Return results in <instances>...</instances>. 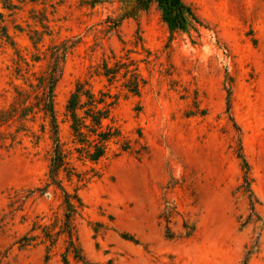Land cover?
I'll use <instances>...</instances> for the list:
<instances>
[{"label": "rangeland", "instance_id": "1", "mask_svg": "<svg viewBox=\"0 0 264 264\" xmlns=\"http://www.w3.org/2000/svg\"><path fill=\"white\" fill-rule=\"evenodd\" d=\"M183 1L202 26L170 36L155 5L119 24L122 0H0L14 42L0 39V111L18 91L35 102L58 47L67 49L56 110L68 148L65 105L76 82L122 91L113 112L120 143L98 163L74 160L82 181L64 182L79 188L74 226L89 264H264V0ZM112 54L111 65L136 63L139 96L126 94L123 81L115 89L91 77ZM38 111L0 125V264H63V237L45 259L41 232H59L64 208L54 188L36 191L47 183L52 149ZM26 236L39 237L20 248Z\"/></svg>", "mask_w": 264, "mask_h": 264}, {"label": "trees", "instance_id": "2", "mask_svg": "<svg viewBox=\"0 0 264 264\" xmlns=\"http://www.w3.org/2000/svg\"><path fill=\"white\" fill-rule=\"evenodd\" d=\"M122 2L128 8L118 20L119 24L122 20L134 18L140 12L147 11L155 5L161 14L163 23L170 32V36L177 32L186 34L191 31L196 32L198 27L202 26L193 9L183 0H122ZM2 8L10 12L16 9L15 6L8 4H3ZM0 39L11 46L14 45L4 24L2 13H0ZM34 39L33 37L30 38L33 44L37 45L38 42H34ZM66 54V48H52L48 70L39 78L36 85L39 92L34 97L35 102H28L30 97H26L21 91H18L16 101L10 109L0 111V125H5L9 121L26 120L34 113L35 108H38V112L42 114V119L45 121V124L42 125V131H45L47 127L52 149L47 183L43 188H38L36 191L44 194L49 188H54L59 192L64 208L62 226L59 232L51 234L48 229H43L41 232L43 241L50 243L46 249L45 259L46 262L49 260V250L55 245L57 239L63 237L65 251L62 255V263L70 264L69 256H72L78 263L89 264L78 243L74 226V220L83 208V202L78 193L79 188L76 187L73 192H70L64 182L71 183L75 180L80 183L82 181L74 160L98 163L108 154L111 145L120 143L122 133L114 120L113 112L122 91L112 92L110 88L95 91L88 80L76 82L65 105L64 116L69 124L72 144V147L68 148L61 139L60 123L56 110V87L62 75ZM109 59L115 60L116 56L112 54L111 58L103 59L93 70L91 77L100 78L107 83V87L114 86L115 89H117L116 84L123 81L120 87L126 94L139 96L141 87L145 82L138 72L136 63L129 58H125V60L120 58L111 65ZM34 61L37 62V60ZM227 94V111L229 112L231 88L227 90ZM121 149L126 151L129 147L122 146ZM239 158L244 170V185L241 188L244 192H249L250 198L253 200L252 210L254 211L253 204L256 200L250 188L249 165L241 153ZM37 229L39 228L33 230ZM38 237H23L20 240V248L30 246Z\"/></svg>", "mask_w": 264, "mask_h": 264}]
</instances>
